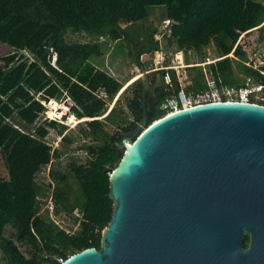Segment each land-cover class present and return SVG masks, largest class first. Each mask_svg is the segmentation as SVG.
Instances as JSON below:
<instances>
[{
  "label": "trees",
  "instance_id": "1",
  "mask_svg": "<svg viewBox=\"0 0 264 264\" xmlns=\"http://www.w3.org/2000/svg\"><path fill=\"white\" fill-rule=\"evenodd\" d=\"M157 6L164 7L167 25L143 28ZM263 22V0H0V43L11 49L0 56V264H60L99 248L113 210L109 175L122 156L115 144L142 114L139 79L107 109L123 86L104 65L111 42L137 64L139 52L159 50L158 33L185 53V64L192 63L190 51L197 62L212 54L204 49L212 45L225 57L205 68L219 85L238 88L244 75L264 81L243 63L241 43L253 30L263 37ZM169 75L173 88L163 84L155 98L146 95L149 124L173 92L206 88L200 66L179 74L170 69ZM64 98L72 102L69 113L83 119L79 137L64 133V123L43 118L45 103ZM50 130L60 137L56 147ZM47 167L44 181L40 174ZM63 216L79 228L60 225L56 218Z\"/></svg>",
  "mask_w": 264,
  "mask_h": 264
},
{
  "label": "water",
  "instance_id": "2",
  "mask_svg": "<svg viewBox=\"0 0 264 264\" xmlns=\"http://www.w3.org/2000/svg\"><path fill=\"white\" fill-rule=\"evenodd\" d=\"M138 66L142 114L115 144L111 218L99 248L60 264H264V105L207 103L149 124L146 95L163 80Z\"/></svg>",
  "mask_w": 264,
  "mask_h": 264
},
{
  "label": "rangeland",
  "instance_id": "3",
  "mask_svg": "<svg viewBox=\"0 0 264 264\" xmlns=\"http://www.w3.org/2000/svg\"><path fill=\"white\" fill-rule=\"evenodd\" d=\"M164 7L157 6V7H151V10L153 11L151 17L149 20L142 22V27L146 28L148 26H156L158 27V30L162 29L163 26H165L167 21H163L162 19V14ZM260 31L253 30L251 33L244 35L241 38V43L244 44L246 54H247V59L246 62L251 63L255 57L256 52H264V36L261 37ZM71 39L73 40H80V41H85L88 40L89 38L84 37L79 34H71L70 35ZM261 37V38H260ZM155 40H158L159 43V50L156 51H145L141 52V55L139 56L140 62L144 65V67L149 70V68H153L158 66L157 64L158 61L162 60L164 61V64H173V65H179L176 66V70L180 73L183 72L184 67L183 62H184V57L185 53L182 50H175L173 46H169L164 39V36L156 34L154 36ZM111 48L109 49V52L107 53V56L104 61V65L107 67V71L111 73L116 79H118L120 82L123 83V86L121 89L118 91L116 97L112 102H110L107 106V109H110L113 104L116 102L118 97H122L124 95V90L130 86L135 78H137L141 70L138 66V64L130 58H127L125 55L121 53L120 50H118L117 46L113 44V42L110 43ZM138 45V43H137ZM116 46V48H115ZM205 49V52H210L214 54V49L213 46L210 45ZM11 49L7 47V45L1 44L0 43V56L5 55L9 53ZM116 53L117 55H113ZM188 55L191 57V62H193V58L197 57V53L190 51ZM185 63V62H184ZM244 64H247L243 61ZM201 67V66H200ZM150 73V79H151V74L152 72L148 71ZM158 72V71H157ZM154 73V72H153ZM138 79L134 80L137 81ZM125 97V96H124ZM123 97V99H124ZM46 104V109L43 112V118H48V119H54L56 121L62 122L65 125H67V129L65 130L64 133H66L68 130L72 131V135H75L76 137H79L78 134V126L83 121V119H77L74 117L72 114L69 113V108L72 102L70 101L69 98H64L62 102H57V101H48ZM50 143L52 144L53 147L58 146L60 137L55 134V131L50 130V134L48 136ZM90 139V138H88ZM88 139H79L80 142H85ZM80 156L84 155L82 151L79 152ZM64 164V163H63ZM47 172H48V167L41 172L42 180L47 181ZM48 200V199H47ZM49 206V204H48ZM78 215V214H76ZM58 223L65 227L68 230H76L79 228L78 223H72L71 220L67 219L66 217H59L56 218ZM10 230V228L8 227ZM20 249L24 251V247L20 245Z\"/></svg>",
  "mask_w": 264,
  "mask_h": 264
},
{
  "label": "built area",
  "instance_id": "4",
  "mask_svg": "<svg viewBox=\"0 0 264 264\" xmlns=\"http://www.w3.org/2000/svg\"><path fill=\"white\" fill-rule=\"evenodd\" d=\"M167 22L165 26L167 25ZM228 55L232 56V53ZM223 57L225 56L209 54L197 62H192L189 64H185L183 62V67L201 66L204 69L206 88L204 90L188 93L183 89H179L177 92H173L168 97H166L162 104L159 106V109L162 111V114L159 118L184 109L207 103L244 102L264 105V81H262L261 78L257 76H242V85L238 88L234 86H223L217 83L216 79L213 77L212 72L210 70H207L205 67L207 64L220 60ZM53 58H55V56ZM246 63L253 69L260 72V74L264 75V71L262 70V67L264 66L263 52H256L253 61L251 63ZM157 64L159 65L153 68H149L148 71L161 72L163 83L167 85V88H173V83L169 75V70L175 69L176 73L179 74L180 72L176 70V66H179L180 63H178L179 65L164 64V61L162 59L158 61ZM49 209H52L51 203L49 205Z\"/></svg>",
  "mask_w": 264,
  "mask_h": 264
},
{
  "label": "flooded vegetation",
  "instance_id": "5",
  "mask_svg": "<svg viewBox=\"0 0 264 264\" xmlns=\"http://www.w3.org/2000/svg\"><path fill=\"white\" fill-rule=\"evenodd\" d=\"M146 51H149V49L148 50H146ZM155 80V73H152L151 74V82L153 83V81ZM163 84L161 85V86H159L157 89H156V96H157V92L158 91H160L161 89H163ZM155 98V97H154Z\"/></svg>",
  "mask_w": 264,
  "mask_h": 264
},
{
  "label": "crops",
  "instance_id": "6",
  "mask_svg": "<svg viewBox=\"0 0 264 264\" xmlns=\"http://www.w3.org/2000/svg\"><path fill=\"white\" fill-rule=\"evenodd\" d=\"M264 23V22H263ZM264 53V52H263ZM161 73V72H160ZM164 84V83H163Z\"/></svg>",
  "mask_w": 264,
  "mask_h": 264
}]
</instances>
